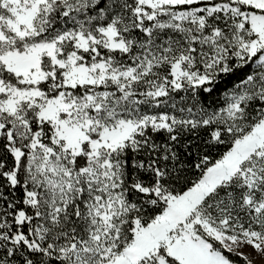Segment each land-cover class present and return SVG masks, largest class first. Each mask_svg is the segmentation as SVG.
<instances>
[{
	"label": "snow or ice",
	"instance_id": "obj_1",
	"mask_svg": "<svg viewBox=\"0 0 264 264\" xmlns=\"http://www.w3.org/2000/svg\"><path fill=\"white\" fill-rule=\"evenodd\" d=\"M0 264H264V0H0Z\"/></svg>",
	"mask_w": 264,
	"mask_h": 264
}]
</instances>
